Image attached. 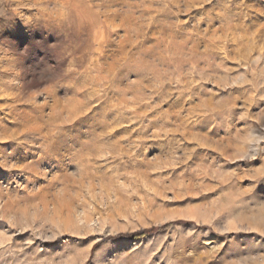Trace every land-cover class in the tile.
<instances>
[{
    "label": "rangeland",
    "instance_id": "374dc122",
    "mask_svg": "<svg viewBox=\"0 0 264 264\" xmlns=\"http://www.w3.org/2000/svg\"><path fill=\"white\" fill-rule=\"evenodd\" d=\"M0 34V264H264V0H0Z\"/></svg>",
    "mask_w": 264,
    "mask_h": 264
},
{
    "label": "snow or ice",
    "instance_id": "6c2138e0",
    "mask_svg": "<svg viewBox=\"0 0 264 264\" xmlns=\"http://www.w3.org/2000/svg\"><path fill=\"white\" fill-rule=\"evenodd\" d=\"M54 42V38L50 37L49 40L44 41L43 44L41 43H34L31 45H16L14 41H9V43L6 45V47H9L13 50L15 54H19L20 52H24L27 47L28 54H31L32 49H39L40 47H47L48 45L52 44ZM4 45V35L0 34V47H3Z\"/></svg>",
    "mask_w": 264,
    "mask_h": 264
}]
</instances>
